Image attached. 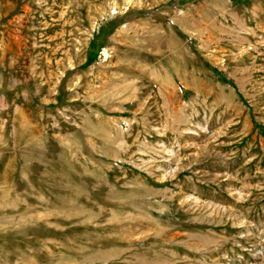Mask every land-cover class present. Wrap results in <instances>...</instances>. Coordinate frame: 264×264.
<instances>
[{
    "label": "rangeland",
    "instance_id": "374dc122",
    "mask_svg": "<svg viewBox=\"0 0 264 264\" xmlns=\"http://www.w3.org/2000/svg\"><path fill=\"white\" fill-rule=\"evenodd\" d=\"M0 264H264V0H0Z\"/></svg>",
    "mask_w": 264,
    "mask_h": 264
}]
</instances>
